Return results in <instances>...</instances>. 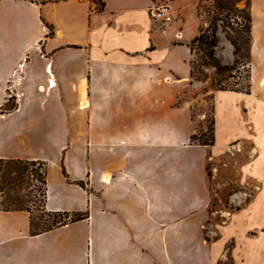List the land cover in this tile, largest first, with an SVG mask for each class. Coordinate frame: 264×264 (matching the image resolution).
<instances>
[{"label": "crops", "instance_id": "obj_1", "mask_svg": "<svg viewBox=\"0 0 264 264\" xmlns=\"http://www.w3.org/2000/svg\"><path fill=\"white\" fill-rule=\"evenodd\" d=\"M199 1L0 0V107L16 95L0 114V159L44 164L47 212L86 213L32 235L27 211L0 210V264H264V0H239L249 92L211 91L210 146L190 141L189 101L176 119ZM161 3L177 16L163 28L148 12ZM176 139L205 149L201 184L175 182ZM113 143L152 163L111 165ZM228 187L238 209L216 226L227 212L210 210L214 189ZM228 222L230 250L206 238Z\"/></svg>", "mask_w": 264, "mask_h": 264}, {"label": "rangeland", "instance_id": "obj_2", "mask_svg": "<svg viewBox=\"0 0 264 264\" xmlns=\"http://www.w3.org/2000/svg\"><path fill=\"white\" fill-rule=\"evenodd\" d=\"M166 1V0H165ZM203 1V0H200ZM234 6L237 9L243 10L241 15L247 14V5H242L239 7L240 1L233 0ZM199 3V2H198ZM198 3L196 4V19H197V29H205L212 18L211 7H209L208 2H203L200 4L199 11L198 10ZM170 6V5H169ZM172 9V8H171ZM173 10V9H172ZM174 11V10H173ZM249 11V10H248ZM175 15V14H174ZM177 16L175 15V18ZM228 22V23H227ZM222 22L217 20L216 21V36H217V44L214 48V56L216 60L222 66H227L232 68V71H223L216 73L215 69L212 67H204L198 65L200 62V58L202 57V52L198 47H195L192 50L190 60H194L197 64L196 69H200L201 73H195L194 82L185 83V84H175L176 90V105L182 106L181 109L176 111V119H185L187 114V109L184 105L189 101L191 106V119L194 122L195 127V134L198 139H204L205 137L199 138L200 134H207V127L209 122L212 118V108H213V94L212 90L217 88H232V87H246L248 84V61H247V51H246V33L244 32L247 23L245 19H242L240 16H232V18L228 19V21ZM228 24V25H227ZM238 24V25H236ZM169 25V24H168ZM244 25V26H243ZM192 23L187 24V28L185 30L187 33L185 37L190 35L189 33L192 32ZM243 26V27H242ZM242 28V29H241ZM244 28V29H243ZM196 29V30H197ZM241 29V30H240ZM197 30V31H198ZM189 32V33H188ZM239 34V36H237ZM240 37L244 39V42L240 45V57L237 58V62L235 61V56L233 54L234 48L232 44L228 41L227 37ZM176 39H180L175 37ZM183 55L181 52L178 53V56ZM200 78V80H195ZM215 81H218L219 84H216ZM196 85H194V84ZM6 100H9L7 105L12 106L16 104V95L11 94L8 92V95L5 96ZM183 140L176 139L175 142V159H174V167H175V182L176 183H186L190 182L192 184H201L202 178H200V170L195 167V160L202 158L203 152L205 149L200 147H183ZM122 150H126V147L123 143H113L111 148V157L110 163L111 165H122L125 168H131L136 164L139 166L144 167L146 169L152 163L151 160L147 159H135V158H128L126 157L123 159L121 156ZM229 152L234 151V148H229ZM190 159V161H189ZM164 161L166 162L167 159L165 158ZM228 167V166H227ZM227 167H223L224 170L222 173H228L229 169ZM45 168V166H44ZM30 186H26L24 181H18L17 185L13 188V190H8L10 194L17 198V201H14L12 205L9 207H27L31 211L33 224L36 228H43L45 225H49L52 222H60L64 221V217H54L53 216H45L42 212L41 205L39 201L42 200V186L37 180H29ZM214 185V184H213ZM214 188V187H213ZM216 194L213 196L212 205L210 210L214 211H223L225 213H216L212 216L211 222L216 226L223 225L225 219H221L220 216L227 215L234 213L238 208L231 206L228 203V196L231 193V188L228 187L227 190L224 188L223 190H216L214 189ZM218 195L220 199L218 198ZM227 227H223V229L218 228V232L208 233L206 235L207 239H217L221 242L223 247H226V250L232 249L234 246L233 241L234 239L230 236L231 222H228ZM228 262L226 261L225 264Z\"/></svg>", "mask_w": 264, "mask_h": 264}, {"label": "trees", "instance_id": "obj_3", "mask_svg": "<svg viewBox=\"0 0 264 264\" xmlns=\"http://www.w3.org/2000/svg\"><path fill=\"white\" fill-rule=\"evenodd\" d=\"M203 2H208L209 7H211L212 18L210 19L209 25L205 29L198 30V34L190 41L188 48L190 52L198 47L202 52V57L200 58V62L198 65L204 67H212L215 69L216 73L223 72V71H232V68L227 66H222L216 60L214 56V48L217 44V36H216V21L227 22L228 19L232 18V16H240L242 19H245L247 26L245 27L244 32L246 33L245 42L246 51H247V61L249 63L250 57V15L247 8V14L241 15L243 10L237 9L234 6L233 0H203L199 1L198 3V10L201 7ZM228 23V22H227ZM228 25V24H227ZM238 25V24H236ZM242 26V27H243ZM242 29V28H241ZM240 29V30H241ZM244 29V28H243ZM239 36V34L237 35ZM228 41L232 44L234 48V56L235 61L237 62V58L240 57V44L244 42V39L240 37H227ZM190 65V78L194 80L195 73H201L200 69H196L197 64L194 60L189 61ZM200 80V78L195 79ZM216 84H219L218 81H215ZM215 90H231V91H239L248 93L249 92V84L246 87H232V88H215ZM9 100H5L4 104L0 107V114L7 113L12 111L15 105L8 106ZM205 137L204 139H198L195 133L190 136V141L202 146H210L214 143V136H213V117L211 118L209 125L207 127V134H200L199 138ZM29 180H37L42 186V200L39 203H42L41 209L45 216H53L54 217H64V221L60 222H52L49 225H45L43 228H36L33 224V219L31 215V211L27 207H9L13 204L14 201H17V198L10 194L8 190H13V188L17 185V182L24 181L26 186H30ZM82 187H84L83 183H78ZM46 179H45V168L44 164L39 161H28V160H21V159H0V210L3 211H14V210H23L27 211L30 215V233L32 235L39 234L44 231H48L53 229L56 226L63 225L67 222L78 221L83 218H86V213L81 212H73L71 214L68 213H50L45 210V195H46Z\"/></svg>", "mask_w": 264, "mask_h": 264}, {"label": "built area", "instance_id": "obj_4", "mask_svg": "<svg viewBox=\"0 0 264 264\" xmlns=\"http://www.w3.org/2000/svg\"><path fill=\"white\" fill-rule=\"evenodd\" d=\"M148 12L150 20L161 28L170 24L175 19L174 11L171 9L168 3H161L153 6L149 8ZM179 35H181L180 32L175 33V37L178 38Z\"/></svg>", "mask_w": 264, "mask_h": 264}, {"label": "bare ground", "instance_id": "obj_5", "mask_svg": "<svg viewBox=\"0 0 264 264\" xmlns=\"http://www.w3.org/2000/svg\"><path fill=\"white\" fill-rule=\"evenodd\" d=\"M178 38H180V35H179V37Z\"/></svg>", "mask_w": 264, "mask_h": 264}]
</instances>
